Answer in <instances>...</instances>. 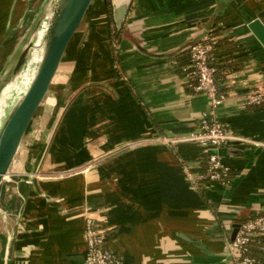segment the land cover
<instances>
[{
	"label": "crops",
	"instance_id": "1",
	"mask_svg": "<svg viewBox=\"0 0 264 264\" xmlns=\"http://www.w3.org/2000/svg\"><path fill=\"white\" fill-rule=\"evenodd\" d=\"M93 4L101 16L71 39L50 85L62 117L51 122L46 151L27 142L35 176L10 187L22 199L3 219L0 264H83L88 213L125 264H221L231 225L264 210V111L243 104L250 90L264 91V47L246 26L264 0H131L120 30L112 6L109 23L104 0ZM15 6L0 0L1 45ZM210 29L226 94L214 115L249 142L220 148L228 182L203 188L179 158L201 167L203 149L181 139L208 99L187 86L178 64Z\"/></svg>",
	"mask_w": 264,
	"mask_h": 264
},
{
	"label": "built area",
	"instance_id": "2",
	"mask_svg": "<svg viewBox=\"0 0 264 264\" xmlns=\"http://www.w3.org/2000/svg\"><path fill=\"white\" fill-rule=\"evenodd\" d=\"M219 37L212 29L206 31L199 40L187 50L188 62L182 66L187 86L195 93L204 94L209 108L201 113L196 130L181 139L194 142L203 151H209L206 164L201 170H192L184 159L179 158L183 172L195 186L203 183L227 184L230 166L225 164L219 149L233 143L249 142L234 133L229 124L215 117V109L223 103L226 94L220 91L216 82L217 69L213 65V54ZM246 106H256L264 111V91L250 90L244 100ZM169 140L168 142H174ZM256 146L262 143H253ZM264 236V210L255 217L240 223L233 240L226 246L227 258L232 264H254V258L248 253L250 243L255 237ZM108 234L98 219L88 213L85 217L84 239L86 254L83 264H125L119 255L108 245Z\"/></svg>",
	"mask_w": 264,
	"mask_h": 264
},
{
	"label": "water",
	"instance_id": "3",
	"mask_svg": "<svg viewBox=\"0 0 264 264\" xmlns=\"http://www.w3.org/2000/svg\"><path fill=\"white\" fill-rule=\"evenodd\" d=\"M92 1L49 0L29 39L20 50L15 64L6 73L8 75L6 80L0 83L1 87L5 86L23 70L37 40L39 28L45 22L38 65L25 90L7 113L0 129V184L8 174L22 137L46 96L65 50L82 23ZM130 2L131 0H111L113 21L117 30H120L122 26ZM246 26L264 47V10L250 19ZM239 225L240 223L231 225L230 240H233ZM226 259L225 249L221 264H226Z\"/></svg>",
	"mask_w": 264,
	"mask_h": 264
},
{
	"label": "rangeland",
	"instance_id": "4",
	"mask_svg": "<svg viewBox=\"0 0 264 264\" xmlns=\"http://www.w3.org/2000/svg\"><path fill=\"white\" fill-rule=\"evenodd\" d=\"M48 1L49 0H15L17 17L15 20H13L12 26L7 31V39L4 41L5 45L4 42L2 45L0 44V83L6 80L8 76L6 75V73L11 68L10 67L8 69V67L17 58L18 54L20 53V50L23 48L26 41L29 39L36 25V22L38 18H40L43 14V9L46 8ZM94 4L93 6L91 5L88 9L87 15L83 19L82 23L79 25L73 37L77 35L78 30H84L86 26V19L88 17H94L99 15L101 16V10L97 9ZM93 7L95 8L93 9L92 15L91 10ZM10 35L15 39L14 41L10 39V42H8L9 37H11ZM19 88L20 87H18V89ZM4 99L5 98H0V109L4 104ZM62 114L63 110L58 109L57 100L55 101L54 93L51 90V87H49L46 96L39 105L27 130L25 131L22 137L21 143L12 162L13 167L9 169L8 174L5 176V178L0 184V231L5 230L3 228L5 221L3 219L5 218V216L10 213H13L15 205L20 203L22 199V195L20 194L18 189L16 188L17 190L13 189L12 191L10 190V187H16L19 185L20 182L24 181L27 176L32 177L36 174V155L33 152L30 153L25 151L27 147V142H31V144L29 145V151H46L52 133V127L50 126L51 122L59 121V119L62 117ZM30 137H32V140L34 138L38 139L37 145L42 143L41 149L37 146L33 147V142L30 140ZM21 160H24L22 161L23 170L20 169ZM24 167L27 168L24 169ZM20 171H22L23 173L17 174V172ZM16 174L17 176H15ZM6 185L8 186L6 187ZM7 193L10 194V196H8ZM23 197L25 196L23 195ZM11 203H13L14 206L9 207L12 205Z\"/></svg>",
	"mask_w": 264,
	"mask_h": 264
},
{
	"label": "bare ground",
	"instance_id": "5",
	"mask_svg": "<svg viewBox=\"0 0 264 264\" xmlns=\"http://www.w3.org/2000/svg\"><path fill=\"white\" fill-rule=\"evenodd\" d=\"M45 25L46 23L44 22L42 26L39 28L37 40L34 44V47L31 49L30 57L27 63L25 64L23 70L12 82H9L5 86H2V87L0 86V89H1L0 98H5L4 104L2 108L0 109V129L3 123L5 122L7 113L9 112L13 104L17 101L18 97L25 90L26 85L31 80L33 73L35 71V68L38 65L40 54H41V46H42L41 38L44 32ZM16 59L10 64L8 69L10 67H13ZM18 87L20 88L18 89Z\"/></svg>",
	"mask_w": 264,
	"mask_h": 264
},
{
	"label": "trees",
	"instance_id": "6",
	"mask_svg": "<svg viewBox=\"0 0 264 264\" xmlns=\"http://www.w3.org/2000/svg\"><path fill=\"white\" fill-rule=\"evenodd\" d=\"M104 6H105V11H106L108 21H109V23H112L110 0H104ZM116 36H117V32L114 29L111 31V37L116 38ZM187 58H188V55H187ZM187 62H188V60L180 61L178 64L179 69L182 67V65L187 64ZM213 65H215L216 69H218L216 63H213ZM216 76H217V73H216ZM216 82H217V77H216ZM219 89H220V91L222 90L220 87H219ZM208 154H209V151H203L202 152L201 155L204 157L202 160L203 162L201 163V167L197 168L196 170H201L204 168ZM192 170H194V169H192ZM230 173H231V170L227 175V180L229 179ZM199 186L204 188L205 185L202 182ZM259 213H257V214H259ZM257 214H255L252 217H255ZM252 217H249V218H252ZM248 253L254 258V264H264V236L254 238V240L250 243Z\"/></svg>",
	"mask_w": 264,
	"mask_h": 264
}]
</instances>
